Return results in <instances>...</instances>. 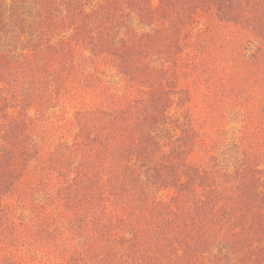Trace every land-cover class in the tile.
<instances>
[{
    "label": "rangeland",
    "instance_id": "obj_1",
    "mask_svg": "<svg viewBox=\"0 0 264 264\" xmlns=\"http://www.w3.org/2000/svg\"><path fill=\"white\" fill-rule=\"evenodd\" d=\"M242 173L264 191V0H0V264H239L174 216Z\"/></svg>",
    "mask_w": 264,
    "mask_h": 264
},
{
    "label": "trees",
    "instance_id": "obj_2",
    "mask_svg": "<svg viewBox=\"0 0 264 264\" xmlns=\"http://www.w3.org/2000/svg\"><path fill=\"white\" fill-rule=\"evenodd\" d=\"M132 143L131 145L134 146ZM125 150L130 149L125 147ZM252 174L242 173L240 175L239 182H241L242 188H237V192L235 188L231 191V195L235 194V196L231 198L230 204L227 203L224 206L223 209L227 211L221 209L215 198L202 201L200 200V195L197 197L198 203L187 205L186 202L183 204L186 206L176 209L174 216L176 221L175 228L179 227L180 232L185 237V240L180 242L181 246L203 248V237L210 240L212 243L209 246H212L216 241L215 237L217 235L228 233V235L234 236L235 244H238L240 251L242 249L247 251V259L242 258L239 264H264V191L260 189L262 187L261 176L258 173ZM159 179L163 183V178ZM235 180H238V178H228L218 191H228L231 187H234L232 184ZM164 181H166L165 178ZM204 185L206 186V184ZM180 194L182 193L180 192ZM212 200L216 202L215 207L206 206ZM228 207L229 209H227ZM185 217L192 220V222L188 223ZM160 228L161 223L159 222V225L156 226V231H159ZM145 236L146 234L142 236V244L147 245L148 240ZM193 237H199V239L193 241ZM242 240L250 241V243L243 244ZM254 254L256 255L253 257ZM187 261L191 262L192 260L188 259Z\"/></svg>",
    "mask_w": 264,
    "mask_h": 264
}]
</instances>
